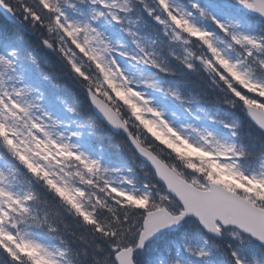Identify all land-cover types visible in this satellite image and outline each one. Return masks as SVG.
Wrapping results in <instances>:
<instances>
[{"label": "snow or ice", "instance_id": "1", "mask_svg": "<svg viewBox=\"0 0 264 264\" xmlns=\"http://www.w3.org/2000/svg\"><path fill=\"white\" fill-rule=\"evenodd\" d=\"M0 264H264V0H0Z\"/></svg>", "mask_w": 264, "mask_h": 264}]
</instances>
